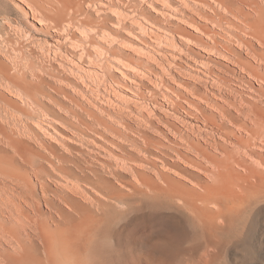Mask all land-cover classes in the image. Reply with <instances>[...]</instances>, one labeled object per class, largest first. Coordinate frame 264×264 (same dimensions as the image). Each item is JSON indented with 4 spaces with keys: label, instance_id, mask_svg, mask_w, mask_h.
Returning <instances> with one entry per match:
<instances>
[{
    "label": "bare ground",
    "instance_id": "6f19581e",
    "mask_svg": "<svg viewBox=\"0 0 264 264\" xmlns=\"http://www.w3.org/2000/svg\"><path fill=\"white\" fill-rule=\"evenodd\" d=\"M25 1L33 2L32 5L37 6V8L33 6L36 10L39 8L43 14L41 16H44L41 20L45 18L53 19L54 12L51 10H53L55 4L52 8L50 7L49 12H45L47 9L44 8L43 11V6L40 4L43 0ZM112 1L111 3L114 5L115 3ZM196 1L207 6L211 10L210 13L214 14L211 17L212 22L216 23L214 26L221 20L226 22L228 20L227 15L230 14L231 18L229 17L230 20L227 22L241 32V34L238 32L237 42L246 46L250 55L252 54V57H254V61L256 60L264 65V49L262 48V51H259L257 43L255 44L251 40L255 39L259 45L264 46V0ZM50 2L53 1L47 3ZM57 2H54L57 4L55 6V13L57 11V14H54L56 19L54 24L55 22L58 24L62 19L65 21L64 13H68L69 10H71L72 15V8H76V11L83 8V6L77 8L79 7V0H58ZM81 2L83 1L81 0ZM108 7L111 8V4ZM76 11L73 12L72 17H68L69 19L72 18V21L77 18V16L75 17V14H78ZM80 13L85 17L80 16L83 21L80 19V25L75 21L76 26L79 25L80 27L85 22L84 25L89 26L91 24V26L97 27L98 24L91 23L90 13L87 11ZM85 13H88V15ZM223 13H227V15ZM56 15L64 18H56ZM34 17L36 16L34 15ZM84 18L87 20L84 21ZM102 19L105 20V18ZM87 21L90 24H87ZM103 21H100L101 24ZM208 21H210L209 17ZM95 22L97 23V20ZM212 22L210 23L212 24ZM218 24L221 28L222 22ZM84 25L82 24V28H84ZM56 26L53 27L57 28ZM99 26L100 28L103 27ZM85 30L87 31V29ZM87 33H90V31H87ZM210 33H213V31ZM90 35L94 36L93 32ZM97 35L100 36V34ZM95 39V36L91 37L89 39L91 41L88 42V44H91L92 49L93 45L95 47L98 45V40ZM94 41L97 44H94ZM227 43L221 41L219 44L221 47H225L222 44L228 46ZM238 43L235 44L238 45ZM213 44L216 45V43ZM87 47L89 48V45ZM88 48L85 49L86 52ZM229 49L231 50V48ZM230 50L228 51L230 52ZM88 52L90 53V51ZM238 52L239 54L242 53V51ZM231 53L235 57L233 61L236 66L238 65L244 72L263 84L259 89L254 90L257 94L254 99L252 98L253 100L245 99L243 102H238V104L237 101L235 102L236 99H233L234 102L231 100L226 102L225 100L224 102L227 105L216 103L213 107L218 110L216 112L219 115L216 114L221 117L219 121L214 112L208 113V109L199 108L197 104L190 101L191 99L188 100L187 96H180V98H184L182 100L186 101L187 105L185 106L181 101H176L171 99L169 95H165L168 103H170V108H179V112L182 111L188 118L190 116L196 119L203 126L192 127L194 136L185 132V127H188L189 123L188 125L185 123V127H179V130L170 127V130L167 129L166 132L170 131L173 134H178L176 140L173 141L174 143L170 144L165 143L164 140L161 141V139H153V137L147 135V132L141 126V128L138 126L135 128L132 125L136 129L134 132H137L139 137L138 140L136 138L131 139L132 149L123 143L124 140L128 142L130 140V135L126 132L129 125L124 123V129L126 128V130H120L115 125L112 126L103 121L102 117L100 119L98 117L99 113L97 115L99 111H90L88 108H84L86 106H82L80 102V106L78 102H75L78 103L75 104L77 111L67 109L66 104H63L65 101L61 100L62 104L59 101L61 98L59 95L62 93L59 92L60 90L64 92V87L63 90L60 89L62 86L60 88H58L59 86L56 87L57 90H55L56 88L53 89V91L55 90L54 93L58 91L57 94L60 97L58 99L56 95L55 97L52 96L54 93L51 94L45 89L44 85L47 84L49 88L50 82H52L51 77H54V79L57 76L59 77L63 72L62 69H58L60 74H56L55 69L50 68V66L49 68L54 72L51 71L50 73L49 69V71L46 70L48 73H45L46 71L43 73L47 74V77L51 75L50 78L45 80L44 76L43 78L33 72L32 75L35 78L29 80L27 74L32 71L25 72L22 66L19 65L22 62L19 61V63L13 59L14 62L11 59L12 61L5 64L0 59V88L1 90L4 89L3 91L0 90V264H103L100 259L102 246L106 245L104 240L107 241L106 237L109 232L112 233L113 231V236L117 237L116 247L113 250L118 252L117 255L120 257L121 264H221L219 260L224 250L247 237L250 233L249 230L247 231V227L264 214V72H260L256 67L257 65H252V62L245 61L246 59L243 60L240 57L242 54L239 56L236 51L233 52L232 50ZM92 54L93 52L90 55L92 56ZM84 55L86 54L84 53ZM85 60L84 58L83 61ZM31 61L32 64L30 65H33V59ZM10 62L12 63L10 64ZM23 63L26 65V62ZM53 64L51 62L49 65L58 68L56 64ZM25 65L23 64L24 69ZM213 71L211 70V72ZM52 73L57 76L52 75ZM60 78H64L63 81H65V77ZM47 79H50V81L47 82ZM56 82L59 81L56 80L54 86L58 84ZM226 82H229V80H226ZM54 86L52 84V87ZM250 88L252 89V86ZM221 89L218 91L223 93ZM164 91L162 90V93ZM5 92L18 98L22 97L24 102L21 99L22 103L20 104ZM65 92L71 95L67 89ZM165 92L164 94H166ZM216 93L218 92L216 91ZM68 94H64V97H69ZM203 94L206 95L205 92ZM72 96L74 95L72 94ZM223 96L221 98H225ZM45 98L54 101L51 103H55L59 107L60 104L64 105L63 107L66 110L64 109L63 112L68 111L75 120L66 117L67 112L66 115L62 116V113L55 111L54 104L52 105L53 108L50 107L45 103ZM69 98L65 99H68V102L72 101ZM152 98L154 97L152 96ZM75 99H77L75 101H80L78 98ZM202 99L204 100V96ZM63 107L62 109L60 107L58 111L63 110ZM80 107L83 112L84 110L85 113L87 111L88 119H90L89 116L91 117L89 121L83 118L86 117L85 113L84 115L82 111L81 113L78 112ZM215 109L213 110L215 111ZM44 110L54 117V121L49 120L51 127L56 129L59 125L62 128H69L68 130L71 131L72 136L70 135L68 139L73 143H69L70 141L67 142L65 139L59 140L60 143L58 144L63 147L61 149L56 143L44 140L45 138L42 139L44 135L40 133L39 129L49 131L48 126L45 129L42 126V121L39 120L40 113ZM42 114L49 117L47 114ZM57 120L59 124L56 122ZM182 124L184 123L182 122ZM89 131L104 139V142L106 140L112 146L119 148L121 152L120 161L116 162L115 160L112 163L109 159H99L100 155H103L99 152L104 150V154H106L109 147L106 143L97 141L99 138H95V141L86 140V138L92 136L89 135ZM188 132L191 131L188 129ZM107 134L116 135L123 142L114 141L112 139L114 137L110 136L109 138ZM118 137L116 138L118 139ZM77 143L88 146L87 148L91 151L86 153L90 156L93 155V157L88 158ZM77 154H80L83 159H80ZM146 168L148 170H145ZM51 182L55 183V189L52 186L53 189L50 187ZM148 203L155 207V211L146 212V210H143L145 212L142 213L141 217L144 224L141 226L139 233H133L135 226L140 223L135 224L134 222L135 225L132 226L135 228H131L132 219L137 218L133 212L136 213L140 206L144 207ZM42 205L54 211L56 217L53 215L54 212L50 213L52 211L49 214L44 212ZM127 213L131 217L133 216L131 221L120 223V226L114 227L111 232V229H113L110 226L112 221L115 219L121 220L122 218L125 221L124 216ZM155 216L161 219L167 218L166 220L168 218L174 220L179 218V226H162V224H165L163 220L162 224H153L150 220ZM124 237L125 239H122ZM7 244L13 248L7 247ZM104 252L108 253L107 251ZM111 252L109 253L111 254ZM107 259L105 261H108ZM116 259L114 260H119V258ZM110 262L112 263V260Z\"/></svg>",
    "mask_w": 264,
    "mask_h": 264
},
{
    "label": "rangeland",
    "instance_id": "374dc122",
    "mask_svg": "<svg viewBox=\"0 0 264 264\" xmlns=\"http://www.w3.org/2000/svg\"><path fill=\"white\" fill-rule=\"evenodd\" d=\"M49 1H53V2L47 3ZM49 1L43 0L40 3L43 6V11L47 9L45 10V12L46 11L49 12V10L53 7V4H55L54 8H52L53 10L51 11H53L54 14H57V11L55 13V9H56L55 6H57V4L59 5V3L57 2L58 0H49ZM82 1L85 3L79 0L78 2L79 7H77L80 8V6H83V8L78 9L80 11H76L77 10L76 8L71 7L72 8V15H71V10L67 8L69 12L64 13L65 18L61 16L62 18H64L66 22L63 21L62 19V21L60 20L61 22L58 20L59 21L58 24L57 22H55L54 24V21H56V19L54 18V14L51 12L53 14L52 16L53 19L47 18L48 19L47 20L45 18L44 19L45 21L41 20L43 19L44 16L43 17L41 16L43 14L39 10V8L37 10L34 8L36 5L35 6L34 4L32 5L33 3L32 1H31L32 3H29L30 1L26 2L25 0L24 2L23 0H0V59L1 61H3L2 63L5 64L6 62L9 63V61H12L13 59L17 60V62L19 61L22 62L19 65L22 66V69L25 72L29 73L32 71L30 73L31 75L27 74L29 80H33V78H35L32 75L33 72L37 73L41 77L44 76L46 80V78L51 77V75L47 77L46 76L47 74H43L46 70L49 71L50 68H53L55 69L54 71L56 72V74H60L58 69H62L64 72V76L62 70H60V72L62 73L60 74L59 77L52 73V75L57 76V78L55 77L56 79H54V77H51L53 83L50 82L49 88L47 87V84H45L44 85L45 89L49 91L51 94L54 93L55 90H57L56 87L58 86H59L58 88L62 86L60 89L64 87L65 91L67 89V91L71 95H69L68 93L67 94L71 98L66 96L64 97V94L65 95L67 94L65 91L63 92L60 89H59L60 90L59 93L61 92L62 93L59 96L61 98L57 94L58 91L57 93H54V95L52 94V96L54 97L56 95L57 99L59 97L60 102L61 100L65 101L63 104L64 105L66 104L67 109L69 108L77 111V109L75 108L76 107L75 102L78 103L80 102L82 106H86L84 108H88L90 111L91 110H94L93 112L99 111L97 112V115L99 113L98 117L100 119L102 117L103 121L111 124L112 126L115 125L120 130L124 129L125 124L129 125L128 130H126V128L124 129L130 135L129 142L131 141V139H135V138L137 140L139 139L137 135L138 133L134 132L137 126L138 127L141 126L142 129L145 132H147V135H149L151 138L153 137V139L155 138L157 140L161 139V141L164 140L165 143H170V144L174 143L173 141L176 140V137H178L177 133L173 134L170 131L166 132L167 129L170 130V127H175L176 129L179 130V127L180 128L185 127L186 126L185 123H187V125L189 123L188 125L189 128L185 127L186 130L185 132L189 133L191 136H194L193 128H196L197 125L203 126L196 119L190 116L188 118V116H186L182 111L179 112V108L177 109L170 108L169 107L170 103H168V100L166 99L165 95H169L171 99H175L176 101H181L185 106L187 105V103L185 100H182L184 98H180V96H185V97L187 96L186 98L188 100L191 99L190 101L194 102V104H197L199 108L205 110L208 109L207 110L208 113L214 112L215 114L216 113L218 114V112H216L218 110H216L213 107L216 105V103L217 104L219 103L220 105L222 104L227 105V103L224 102L225 100L226 102L229 100L234 102V100L236 99L235 102L237 101L236 102L237 104L240 101L243 102L245 99L253 100L254 96H256L257 94L256 91L254 90L259 89L261 85L263 86L261 81H258L256 78L248 75V73L244 72L238 65L237 67L235 65V62L233 61L235 57L231 53V50L233 52L236 51V53L239 56L242 54L240 57L243 60L246 59L245 61L248 60L250 63L252 62L251 64L254 66L257 65L256 67H258L260 72H264V65L262 63L257 62L256 60L255 62L253 60L254 57H252V54L250 55L246 46L241 45L240 43L237 42L238 32L239 34H241V32L239 31V29L235 28L232 24H229V22H227L231 18L230 14L227 15V13H223L227 15L228 20H226V22L225 20H221L222 24L220 28L219 27L220 24L218 23L221 22H218L217 25L214 26L216 23L212 22L213 20L211 17L214 14L210 13L211 10L207 6L203 5L202 3L196 0H113V1L110 0V3L109 0H92V1L82 0ZM111 1L114 2L115 4L112 5ZM54 2H57V4ZM28 3L31 5H29ZM107 4L109 5L111 4V8L108 7L109 5ZM101 7L105 9H102ZM81 9H83L82 10L83 12L87 11L90 14L92 13L91 15L89 14V16L92 17V22L90 21L91 23H93L94 25L98 24L103 27L106 24L105 28L103 27L100 28V26L98 27V25L97 27L92 25L93 26L92 27L89 21H87V24L88 23L90 24L89 25L91 26L90 28H88L89 26L84 25L86 24L85 22L82 23L84 25V28H82L83 27L82 24L79 27L80 19L82 20V18L85 17L82 13H80L82 12ZM38 10L40 11V13ZM75 11L78 12L77 15L75 14V17L77 16V18L73 19L72 21V18L71 19L69 18L74 15L73 12ZM66 13L68 14L67 17H66L67 15ZM88 13L85 14L88 15ZM34 15L36 17H34ZM80 16H82V18ZM61 17L56 15V18H61ZM208 17L210 21H208ZM86 18H84V21L87 20ZM102 18H105V20ZM96 20L97 23L95 22ZM75 21L79 24L78 26H76L77 23ZM100 21H103V23L101 24ZM210 22H212V24ZM53 26L54 27L56 26L57 28L59 27L58 29L59 31L57 30V28H54ZM207 28H209L210 30H208ZM85 29H87V31H90L91 34L93 32L96 38L95 40H98L97 41L98 45L96 47L95 45H93L92 42L93 49L91 44H88V42H90L91 40L89 39H91V37L94 36L93 35L91 36L90 33H87ZM234 29L237 30L235 31ZM211 30L216 35L210 33L212 32ZM214 30L216 33L214 32ZM96 31L98 32L96 33ZM230 33L233 34L235 33L236 35L233 34L230 35ZM86 34L89 35L87 36ZM97 34H100V36ZM233 36H235L236 38H234ZM72 38H76V39H72ZM211 38L213 39L215 38L214 40L216 42ZM231 39L232 41H230ZM233 39L235 43H238V45L233 42ZM251 40L254 41L253 43L255 44L257 43L256 45H258V47L257 46L256 47L257 49H259V51H262V48L264 49V46L259 45V43L255 39H251ZM221 41L223 43L224 41L225 43H227L228 41L227 43L228 46L222 44L226 48L221 47L219 44L221 43ZM85 43H86L85 45L86 47L84 46ZM95 43L96 42L94 41V44ZM213 43H216V45H214ZM88 45L89 48L87 47ZM217 45L218 47H216ZM231 45H233L236 50ZM212 46L216 48L214 49V47ZM237 46H241V47L238 48ZM87 48H88L87 52L90 51V53L88 52L89 56L85 50ZM229 48H231V50ZM228 50H230V52ZM91 51L93 52L92 56L90 55L92 53ZM238 51H242V53L239 54ZM84 53L86 55H84ZM228 57H231L232 59ZM84 58L86 59L85 61H83ZM31 59H33V62L36 64L35 67H34L35 65L34 63L33 65H30L32 64L30 63ZM48 61L49 62L51 61L52 63L56 64L58 68L49 65L51 62L49 63ZM23 62H26V65ZM40 62L41 65L39 66ZM11 63L12 62H10V64ZM23 64L25 65V69L23 68L24 67ZM60 64L61 66L59 67ZM56 69L58 70V72ZM211 70L214 71L211 72ZM47 71L45 73H48ZM51 71L54 72L52 69H50V73ZM215 73L217 74L218 77L222 76L221 77L222 79L220 77L218 78ZM210 75H212L213 77ZM60 77H65V81H63L64 78L61 79ZM48 80L50 81V79H47V82H49ZM56 80L59 81L60 83L56 82L58 84L54 86L55 85L54 82ZM226 80L227 81L229 80V82H226ZM258 82L261 84H259ZM52 84L54 87H52ZM64 85L66 86V88ZM251 86L252 89L250 88ZM54 88L56 89L53 91ZM220 89L223 91V93L221 91L220 92L218 91ZM3 90L4 89L2 88L1 91ZM162 90L163 91L165 90L168 93L164 91L166 93L164 94V92L162 93ZM149 91L150 93L153 91L151 94L154 98H152ZM216 91L218 93H216ZM204 92L206 93V95L203 94ZM5 93L8 95L7 92ZM220 93L224 94L225 96H223ZM72 94L74 96H72ZM8 96L13 100H17L18 102H20V104L24 102L22 97L18 98L13 96L12 94H9ZM203 96H204V100L202 99ZM222 96L225 98H221ZM65 98H69V100L72 99V101L70 100L72 103L70 101L68 102V99L66 100ZM75 98H78V100L80 101H75L77 100ZM44 101L50 107H52V105L54 104L55 106L53 105V107L56 108L54 110L55 111L57 110V112L60 114L62 113L61 114L62 116L67 114L66 117L70 119L73 118L72 120H75V118L72 115H70L71 113L65 111V113L67 112L65 114L63 112L65 107H63L64 105L63 106L61 105L62 102L60 104V107L61 109L63 107V110L58 111L60 107L57 106V104L55 103H51L54 101L50 100L49 98H45ZM153 101L156 105L153 103ZM184 101L186 104L184 103ZM68 103L71 105V108ZM81 107L78 108V112L80 113L83 110V109L81 110ZM212 108L215 109V111ZM44 111L43 112L41 111L39 120L42 121L41 123L44 128L48 126L47 128L49 131H47L46 128L45 129L49 133L44 131V129H39L40 133L45 136V137L42 136V139L45 138L44 140L56 143L61 149H63L62 145L58 144L60 143L59 140L65 139V141L69 142L70 140L68 139V137H70V135L72 136V133L70 130H68L69 128L68 129H66L65 127L62 128V126L59 125L57 126L58 128H56L57 130L51 127L49 120L54 121V117L51 114H49V112H47L46 110ZM42 113H44L45 115L47 114L49 115V117H53V118L50 119L48 116H44ZM84 113L85 110L82 114ZM217 114H216V118L220 121L221 117L220 116L218 117L219 114L218 115ZM179 115L182 118L181 117L179 118ZM85 116L86 117L83 118H86L87 120L88 114H86ZM89 118L91 119L90 116ZM90 119H88V121ZM56 122L59 124L58 120ZM182 122L184 124H182ZM188 129L191 132H188ZM50 130L53 132H51ZM46 134L48 137L46 136ZM89 135L92 136L91 137L89 136L88 138H86V140L95 141V138L96 139L99 138L97 139V141L106 143L107 146L112 150L111 151L108 148V151H110L108 155H107L108 153L107 150H106V154H104L105 153L104 150H102L103 153L99 152V154H103L100 155L99 159L101 160L109 159L112 163L115 162V160L116 162L120 161L121 152L119 148L112 146L111 144H109V142H106V140L104 142V139L95 135V133L93 132L89 131ZM107 136L109 138L110 136L114 138L118 137L116 135L113 136V134H107ZM114 138H112L114 141L119 140V137L118 139L117 138L114 139ZM120 140L117 142H123V140L121 141ZM124 141L125 142L123 143L126 144L128 148L130 147L131 149L133 148V146H131V142L129 143L127 140ZM69 143H73V142L70 141ZM79 145L81 146L82 150L85 153L91 151L90 149L87 148L88 146L87 147L84 146L85 144L84 145L78 144V146ZM86 154L88 158L93 157V155L90 156V154L88 153ZM77 155L80 159H83V157L80 154ZM145 170L148 169L146 168ZM54 184L55 183L51 182L50 187L52 186L55 189L56 187ZM42 210L47 214H49V212L52 211L51 209L49 210V208H47V206L45 207L44 205H42ZM143 210H146V212H154L155 207L150 203L145 204L144 207L140 206L139 210H137L136 213L133 212L134 215L137 217L134 218V220L132 219L133 216L131 217V215H128V213L124 216L125 221H123V218L121 220L119 219L113 220L112 224H110V226L113 228L111 229V232L114 230V227H118V225L120 226V223L123 224L126 221H131L132 219L133 222L130 226L132 229L136 227L133 230V233H139L141 226L144 224V220L141 217L142 213L145 212V211L143 212ZM53 212L54 211L50 213ZM53 215L56 217L55 212ZM159 218L155 216V218H152L150 221L153 222V224L158 225V224H162L163 223L162 220H163L165 224L164 225L162 224V226L165 225L179 226L178 223L179 218H176L177 221L176 219L174 220L173 218H168V220H166L167 218L165 219L163 218L159 219ZM258 219L250 223V225L247 227V231L249 230L250 232L247 237L240 240L241 242L239 241L235 245L229 246V248H226V250H224L219 260L221 264H264V214L260 216ZM134 222L135 224H137L138 222L140 223L137 224L138 226L136 225L133 228L132 225L134 224ZM113 233L114 231L112 233L109 232L108 236L106 237L107 241L106 239L104 240V244L106 243V245L102 246L103 250L100 253V259L103 264H110L111 260H112L111 264H116V263L121 264L120 257H118L117 255L118 252H114L113 250V248L116 247V243H117V237L113 236L114 235ZM123 234L122 237L124 236ZM122 239H125V237ZM39 244L41 245V243ZM8 245L9 244H7V247H10ZM104 247H106V249H104ZM104 251H107L108 253H105ZM109 252H111V254ZM106 256L108 259L106 258ZM113 258L114 259L119 258V260L116 259L117 261H115ZM105 259H107L108 261H105Z\"/></svg>",
    "mask_w": 264,
    "mask_h": 264
}]
</instances>
